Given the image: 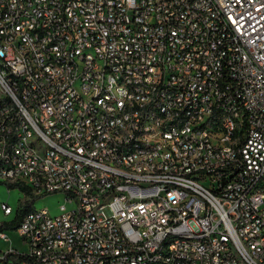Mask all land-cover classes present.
I'll use <instances>...</instances> for the list:
<instances>
[{
  "label": "built area",
  "instance_id": "1",
  "mask_svg": "<svg viewBox=\"0 0 264 264\" xmlns=\"http://www.w3.org/2000/svg\"><path fill=\"white\" fill-rule=\"evenodd\" d=\"M0 185V264H264V0H0Z\"/></svg>",
  "mask_w": 264,
  "mask_h": 264
},
{
  "label": "rangeland",
  "instance_id": "2",
  "mask_svg": "<svg viewBox=\"0 0 264 264\" xmlns=\"http://www.w3.org/2000/svg\"><path fill=\"white\" fill-rule=\"evenodd\" d=\"M23 195L24 194L20 191L19 188H13L9 191L6 185H0V201L9 203L15 210L19 205L20 197H22ZM62 202L63 198L61 196H51L40 199L36 203V206L38 208L48 207L53 214H56L59 212V205ZM14 214L15 213H13L12 215H5L4 212L0 209V220L9 221L13 219ZM8 245H16L19 247L22 246L16 234H12L9 241L2 243V246Z\"/></svg>",
  "mask_w": 264,
  "mask_h": 264
},
{
  "label": "trees",
  "instance_id": "3",
  "mask_svg": "<svg viewBox=\"0 0 264 264\" xmlns=\"http://www.w3.org/2000/svg\"><path fill=\"white\" fill-rule=\"evenodd\" d=\"M33 207V200H29V201H26V203L24 204L23 208L18 212V214L15 216V218L10 221L9 223H7V227L8 228H12V229H16L22 218L24 217V215L29 212ZM22 256H18V260L21 259ZM17 262V261H16Z\"/></svg>",
  "mask_w": 264,
  "mask_h": 264
}]
</instances>
